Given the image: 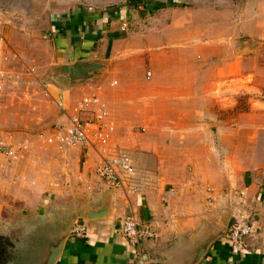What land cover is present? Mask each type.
Instances as JSON below:
<instances>
[{
  "label": "crops",
  "instance_id": "0c3cea01",
  "mask_svg": "<svg viewBox=\"0 0 264 264\" xmlns=\"http://www.w3.org/2000/svg\"><path fill=\"white\" fill-rule=\"evenodd\" d=\"M132 6L140 7L126 4L122 15L119 10L122 25L135 16ZM54 12L49 24L40 26L51 47L50 63L85 58L107 62L100 74L63 94L60 121L74 114L75 101L87 94L83 91L98 95L115 125L112 141L129 149L146 173L147 186L137 196L99 185L92 173L99 158L92 147H67L60 151L63 154L48 150L55 153L59 168L67 164L65 173L69 159L86 158L81 172L73 169L69 185H63L69 178L62 177L60 186L54 183V187L46 175L42 184L33 185L31 174L23 170L24 180L15 188L12 168L0 157V202L6 196L7 203L19 199L24 207L17 222L0 212V234L6 231L2 234L10 241L23 238L22 252L34 250L38 264H46L55 250L52 264H264L263 241L253 239L245 253L233 254L213 238L225 222L207 212L206 198L224 196L221 201L227 203L228 189H234L230 195L237 191L233 200H245L264 212V169L251 172L224 159L223 141L237 138L239 130L232 118L231 127L225 128V104L215 95L217 90L223 92V67L207 62L205 47L196 37L177 42L175 35L159 34L133 44L106 27L116 15L103 17L81 6L64 10L62 16L59 10ZM99 41L104 55H96ZM4 207L0 204V209ZM131 213L146 226L150 223L147 227L156 238L138 244L127 239L121 222ZM76 221L87 226L82 237L70 234ZM206 242L211 244L197 263L196 252ZM31 260L23 255L24 264H32Z\"/></svg>",
  "mask_w": 264,
  "mask_h": 264
},
{
  "label": "rangeland",
  "instance_id": "374dc122",
  "mask_svg": "<svg viewBox=\"0 0 264 264\" xmlns=\"http://www.w3.org/2000/svg\"><path fill=\"white\" fill-rule=\"evenodd\" d=\"M172 1L175 4L168 0H142L139 9L131 7L135 8V16L132 14L131 18L125 20L127 23L122 25L119 10L121 15L125 14L124 5L128 4L129 0H0V36L4 39L0 48V144L15 148L23 144L27 145L23 155L16 158H11L0 150L2 162L7 166L10 165L15 175L11 181L12 186L16 188L22 184L23 170L27 176L28 173L31 174L33 185L42 184L45 175L51 180L48 183L51 187L55 186L54 183L60 186L62 177L69 178V181L63 183L69 185L74 175L73 169L81 172L82 162L86 158H81L79 162L69 159L70 164L66 169L68 173H65L67 164L59 168L54 152L63 154L60 151H65L67 147H92L99 159L103 154L99 150V143L95 146H60L57 141H50L56 127L61 126L59 111L63 94L76 86L68 88L67 79L53 77L52 70L56 64L50 63L53 60L51 47L46 43L44 29L41 30L40 26L45 22V25L49 24L48 19L52 14L53 16L56 14L55 10L57 12L59 10L58 13L62 16L64 10L76 6L90 8L103 17L109 13L116 15L117 19L112 24L108 21L106 27L108 25L112 27L113 36L115 34L119 36L121 33V36L132 40L133 44L136 40L142 44V40L159 34L175 35L177 42L196 37L205 47L207 62L211 64L216 62L225 70L223 92L217 90L215 95L225 104V128L231 127V122L228 120L232 118L234 129L238 127L239 130L237 138L223 141L225 161L229 165L234 161L240 169H251V172L257 168V170L264 169V0ZM192 38V44L196 43ZM126 42L128 43L129 40L126 39ZM184 43L189 46V42L184 41ZM102 46H104L103 42L99 41L96 55H104ZM109 50L108 46L107 57L110 55ZM197 59H200L199 55ZM148 68V65L145 66V69ZM3 74L5 77H1ZM86 82L88 81L82 84ZM83 92L87 93L86 96L99 98L96 94ZM84 97L75 101L74 114ZM98 106H102L106 115L97 114ZM79 113L85 119L88 117L97 123L110 124L109 126L113 127L109 131L105 129L109 134L108 151L130 154L129 149L124 145L112 141L115 125L112 124L108 110L99 99L97 105H91L88 111L83 110ZM96 115L102 118L97 120ZM238 122L239 125L236 126ZM215 143L219 147L220 142ZM29 150L31 153L26 155ZM99 161L93 167L92 173L99 185L109 189V186L94 172ZM233 190L224 191L227 194V203L221 201L224 196L220 198L208 196L207 212L216 214L214 220L221 221L222 218L221 222H225L223 228L219 229V233L213 238H219L233 254H243L250 249L253 239L263 244L264 212L260 213L252 209L245 200L240 202L233 200L237 196V191L233 195L229 194ZM207 191L212 192L209 188ZM6 200L5 196L0 202L5 206L0 212L5 217L15 218L17 222L18 216L24 209L23 203L19 199L11 203H7ZM223 216H226V219ZM236 220L240 224L257 226H255L256 231L245 234L237 243L233 241L230 233V229L237 224ZM139 221L141 225H146ZM80 222L85 224L84 221ZM147 226L150 227V223H147ZM1 234L0 264L11 261L15 264H24L23 255H29L32 264L39 263L34 250L30 254L27 250L22 252L23 238H12L10 241L11 239L9 240L6 235ZM240 244L242 246L238 248Z\"/></svg>",
  "mask_w": 264,
  "mask_h": 264
},
{
  "label": "built area",
  "instance_id": "2783aa9c",
  "mask_svg": "<svg viewBox=\"0 0 264 264\" xmlns=\"http://www.w3.org/2000/svg\"><path fill=\"white\" fill-rule=\"evenodd\" d=\"M3 43L4 39L0 36V48ZM97 104L98 99L91 96L84 97L79 103L75 114L68 115L67 118L61 122V126L59 125L56 127L57 129L50 137V141L52 142L55 140L60 146H95V144L99 143V150L103 154H101V159H99L100 163L94 171L95 174L109 186V189L129 191L138 196L142 193V189L147 186V176L144 170L136 166L132 156L127 152L114 153L107 150V142L109 141L107 130L113 129L112 126H109L110 124L103 125L100 122L97 123L87 116L85 119V117L83 116V118L79 113L83 110L88 111L91 105ZM96 110L97 114L106 115L102 106L96 107ZM95 118L99 120L102 117L96 115ZM26 149L27 145L25 144L21 145L19 148L0 144V150L11 158L21 157ZM236 223L237 224L230 229L231 238L235 243L239 242L245 234L256 231L255 224H240L238 220H236ZM86 230L87 226L83 222L76 221L72 226L71 234L82 237L85 235ZM121 232L135 244L156 236L155 232L150 230L146 225H141L139 219L133 213L123 218L121 222ZM241 246L240 244L238 248Z\"/></svg>",
  "mask_w": 264,
  "mask_h": 264
},
{
  "label": "water",
  "instance_id": "95a60500",
  "mask_svg": "<svg viewBox=\"0 0 264 264\" xmlns=\"http://www.w3.org/2000/svg\"><path fill=\"white\" fill-rule=\"evenodd\" d=\"M107 67V62L97 59H82L67 64H58L53 67L54 78L67 79V87L72 88L97 76ZM103 215V212L100 213ZM209 244L207 242L196 252V262L199 263ZM57 252L52 253L46 264H52Z\"/></svg>",
  "mask_w": 264,
  "mask_h": 264
},
{
  "label": "trees",
  "instance_id": "16d2710c",
  "mask_svg": "<svg viewBox=\"0 0 264 264\" xmlns=\"http://www.w3.org/2000/svg\"><path fill=\"white\" fill-rule=\"evenodd\" d=\"M140 3H142V0H129V2H128V4L134 5V6H137Z\"/></svg>",
  "mask_w": 264,
  "mask_h": 264
}]
</instances>
